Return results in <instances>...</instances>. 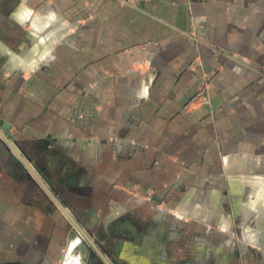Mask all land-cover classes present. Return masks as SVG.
<instances>
[{
	"label": "crops",
	"instance_id": "1",
	"mask_svg": "<svg viewBox=\"0 0 264 264\" xmlns=\"http://www.w3.org/2000/svg\"><path fill=\"white\" fill-rule=\"evenodd\" d=\"M0 120V264H264V0H0Z\"/></svg>",
	"mask_w": 264,
	"mask_h": 264
},
{
	"label": "rangeland",
	"instance_id": "2",
	"mask_svg": "<svg viewBox=\"0 0 264 264\" xmlns=\"http://www.w3.org/2000/svg\"><path fill=\"white\" fill-rule=\"evenodd\" d=\"M209 81H210V78L205 76L201 82V84L199 85L197 91L195 92V94L193 95V97L191 98L190 100V104H195V105H201V104H205V103H208V90H209ZM213 167L216 168V170H220L221 168V165H213ZM261 170H264V169H261ZM28 171V170H27ZM32 175V174H31ZM34 178V177H33ZM35 179V178H34ZM191 183L190 184H195V182L197 181H190ZM207 183V182H206ZM209 185L213 184L214 186H222L223 184V180L219 179V180H214V181H209ZM149 200H150V196L147 197ZM71 214V213H70ZM65 215V214H64ZM72 215V214H71ZM65 217H67L65 215ZM72 217L75 219V221L78 223V225L84 230V232L86 233V235L89 237V239L92 238V235L91 233L88 231V229L84 228L81 224V222H79L73 215ZM67 220L70 221L67 217ZM233 228L231 229V232L229 234V236L231 237L229 240H230V243L228 244H222V242L220 241L219 243H215L214 246H222V245H225V246H233L235 247L236 250L239 251V248L242 247L243 243L241 242L242 239H243V236L241 235V232H240V229L237 227V222H233ZM212 229V228H211ZM70 230H71V233L78 237L79 239H81L82 241L84 240L81 233L79 232V230L72 224V222L70 221ZM214 232H217V233H222V229L221 228H218V227H214L213 228ZM228 240V241H229ZM233 241V244H231ZM83 243V242H82ZM224 243V242H223ZM249 251L250 252H253L255 251L254 249H251L249 248ZM91 252L94 253L93 250H91Z\"/></svg>",
	"mask_w": 264,
	"mask_h": 264
},
{
	"label": "water",
	"instance_id": "3",
	"mask_svg": "<svg viewBox=\"0 0 264 264\" xmlns=\"http://www.w3.org/2000/svg\"><path fill=\"white\" fill-rule=\"evenodd\" d=\"M0 129H1L0 130V137L5 142V144L9 147V149L12 151V153L14 154L13 156L16 157L20 161V163L23 165V167L25 169H27L29 172H31V174L33 175V177L37 181L38 185H41L42 174L40 173V171L38 170V168L34 164H31V166H30L29 162L25 159V157L21 154V152L15 147V145L13 144L12 137L9 135V125L7 123H4V121L0 120ZM54 199L56 200L55 197H54ZM59 205L62 208V211L64 212V214L68 217V219L72 222V224L81 233V235L84 239L82 241L84 246H86L89 250H90V248L94 249L95 244H93L90 241L89 237L86 235L84 230L78 225V223L75 221V219L72 217V215L62 206V204L59 203ZM81 225L85 228L84 224H81Z\"/></svg>",
	"mask_w": 264,
	"mask_h": 264
},
{
	"label": "built area",
	"instance_id": "4",
	"mask_svg": "<svg viewBox=\"0 0 264 264\" xmlns=\"http://www.w3.org/2000/svg\"><path fill=\"white\" fill-rule=\"evenodd\" d=\"M13 154V153H12ZM14 155V154H13ZM29 165L31 166V163H29Z\"/></svg>",
	"mask_w": 264,
	"mask_h": 264
}]
</instances>
